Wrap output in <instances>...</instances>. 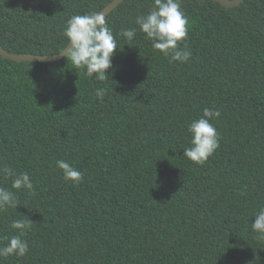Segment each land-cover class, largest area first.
I'll return each mask as SVG.
<instances>
[{"label":"trees","instance_id":"trees-1","mask_svg":"<svg viewBox=\"0 0 264 264\" xmlns=\"http://www.w3.org/2000/svg\"><path fill=\"white\" fill-rule=\"evenodd\" d=\"M31 1L0 0L10 53L60 52L67 21L111 0ZM153 3L123 0L104 17L120 47L105 81L67 55H0V167L27 172L34 186L13 189L0 173L21 204L0 211V247L20 235L13 220L32 224L21 237L28 253L0 264H264V238L252 229L264 208V0H182L179 47L192 53L183 64L135 23ZM126 28L136 29L131 41L119 35ZM205 108L221 113L210 119L220 142L201 165L183 148ZM58 160L83 182L66 181Z\"/></svg>","mask_w":264,"mask_h":264},{"label":"clouds","instance_id":"clouds-1","mask_svg":"<svg viewBox=\"0 0 264 264\" xmlns=\"http://www.w3.org/2000/svg\"><path fill=\"white\" fill-rule=\"evenodd\" d=\"M182 0H154L153 7L147 15L136 17L135 23L139 30L152 41V47L159 50L164 56L170 57V63L179 61L187 62L192 53L179 45L185 41L188 35V18L181 10ZM64 35L68 39L65 55L70 59L75 69H85L86 75L99 81L108 79L106 70L112 68V60L118 47L112 29L105 18L99 14L74 15L67 21ZM119 35L131 41L136 35L135 28L122 29ZM95 74V76H94ZM106 89L97 88L95 95L103 98ZM219 110L205 108L203 115L193 120L188 125L191 133V146L183 148V155L197 164H204L207 159L219 147V133L216 127L210 123V119L218 118ZM57 167L62 170L64 179L71 180L73 184L83 182V174L69 162L58 160ZM0 173L5 178H12V188L16 190L27 189L33 191V182L27 172L15 174L7 165L0 167ZM21 205L16 195L4 187H0V211L7 208L17 209ZM31 220H13L11 227L18 229L20 235L9 238L8 243L0 247V257L25 256L28 251V243L21 239L27 230L31 229ZM252 229L264 238V208L255 214Z\"/></svg>","mask_w":264,"mask_h":264},{"label":"water","instance_id":"water-1","mask_svg":"<svg viewBox=\"0 0 264 264\" xmlns=\"http://www.w3.org/2000/svg\"><path fill=\"white\" fill-rule=\"evenodd\" d=\"M38 0H33L30 2V5H33ZM123 0H111L109 3H107L99 12L96 14L102 15L105 17L109 12H111L119 3H121ZM222 6L224 7H234L239 5L243 0H217ZM67 47H70V44L66 45L60 52L54 53V54H45V55H39V54H32V53H24V54H15L8 52L5 48H3L0 45V55L3 58L15 60V61H32V62H45V61H52V60H58L65 56V49Z\"/></svg>","mask_w":264,"mask_h":264}]
</instances>
